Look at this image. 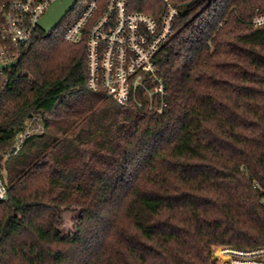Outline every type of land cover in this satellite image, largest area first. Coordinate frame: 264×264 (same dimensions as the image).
<instances>
[{"label": "trees", "instance_id": "trees-1", "mask_svg": "<svg viewBox=\"0 0 264 264\" xmlns=\"http://www.w3.org/2000/svg\"><path fill=\"white\" fill-rule=\"evenodd\" d=\"M170 2L161 114L86 88L84 42L62 41L83 6L0 72V264H215L209 247L264 246V27L250 24L264 0Z\"/></svg>", "mask_w": 264, "mask_h": 264}, {"label": "built area", "instance_id": "built-area-1", "mask_svg": "<svg viewBox=\"0 0 264 264\" xmlns=\"http://www.w3.org/2000/svg\"><path fill=\"white\" fill-rule=\"evenodd\" d=\"M60 0H0V63H7L25 52L50 5ZM77 1L75 7L77 6ZM165 13L160 20L129 9L128 0H106L99 11L96 0H87L78 18L66 29L62 41L84 42L86 88L105 92L117 105L133 104L161 114L167 107L166 88L156 66V56L169 41L178 9L170 0H161ZM74 7V8H75ZM250 24L264 27V7H254ZM1 72V71H0ZM10 150L16 154L22 140ZM258 186L254 184L253 188ZM7 189L0 176V202ZM264 204V196L261 199ZM218 255L215 264H264V246L254 249L209 247Z\"/></svg>", "mask_w": 264, "mask_h": 264}, {"label": "water", "instance_id": "water-1", "mask_svg": "<svg viewBox=\"0 0 264 264\" xmlns=\"http://www.w3.org/2000/svg\"><path fill=\"white\" fill-rule=\"evenodd\" d=\"M78 0H60L52 3L45 15L37 22V27L45 34H50L65 16L70 13ZM19 59L7 63H0V71H7L15 67Z\"/></svg>", "mask_w": 264, "mask_h": 264}, {"label": "rangeland", "instance_id": "rangeland-1", "mask_svg": "<svg viewBox=\"0 0 264 264\" xmlns=\"http://www.w3.org/2000/svg\"><path fill=\"white\" fill-rule=\"evenodd\" d=\"M87 0H79L77 6L74 8V10H77L78 8L82 7L85 5ZM41 125L40 123L35 120L33 123H28L25 131L29 134H39L41 133ZM10 151V149H9ZM77 216V211H66L62 212L61 214V225H60V232L64 236H68L72 233L73 231V219Z\"/></svg>", "mask_w": 264, "mask_h": 264}, {"label": "bare ground", "instance_id": "bare-ground-1", "mask_svg": "<svg viewBox=\"0 0 264 264\" xmlns=\"http://www.w3.org/2000/svg\"><path fill=\"white\" fill-rule=\"evenodd\" d=\"M212 255L214 256L215 259L218 260V255H217V253L215 251H213Z\"/></svg>", "mask_w": 264, "mask_h": 264}]
</instances>
